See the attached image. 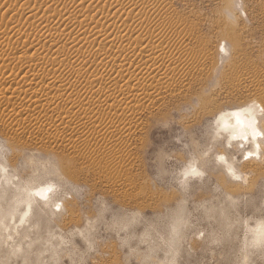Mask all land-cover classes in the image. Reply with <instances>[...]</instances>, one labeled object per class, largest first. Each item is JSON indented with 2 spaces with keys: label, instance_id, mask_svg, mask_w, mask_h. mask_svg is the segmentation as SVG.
Instances as JSON below:
<instances>
[{
  "label": "rangeland",
  "instance_id": "obj_1",
  "mask_svg": "<svg viewBox=\"0 0 264 264\" xmlns=\"http://www.w3.org/2000/svg\"><path fill=\"white\" fill-rule=\"evenodd\" d=\"M107 4L108 0H0V49L11 55L13 45L32 44L52 28L58 46L45 51L48 59L40 61L39 68L48 75L65 74L48 89L60 92L91 76L89 68L74 70L80 60L97 53L90 38L78 37L75 30L80 23L107 15ZM159 6L142 25L160 26L162 20L165 28L181 26V37L174 38L173 47L198 51L196 56L206 48L202 59L218 71L202 74L194 69L182 77L174 93H165L161 84L154 92L147 90L127 131L115 125L105 130L78 125L64 138L65 133L48 123L41 133L33 119L36 112L52 106L49 100L42 97L28 105L16 91L0 101V165L7 167V179H12L11 184L0 179V195H4L0 209L15 202L18 185L55 182L60 189L52 200L64 201L63 210L54 212L52 200L49 207L37 200L24 224L20 216L27 206L21 205L22 214L13 216L16 221L13 217L3 221V264H264V239H257L258 227L264 223V159L242 160L241 149L236 143L227 148L225 136H215L212 123L220 112L245 107L249 101L264 105V0H243L246 19L239 16L233 0H161ZM70 16L73 20L65 26ZM19 33L23 36L16 38ZM222 41L230 56L219 67ZM157 42L144 44L149 48ZM59 50L65 58L52 55ZM30 53L24 61L31 60ZM14 60H10L11 77L18 79L24 69ZM124 64L116 63L111 72L131 67ZM94 74L103 78L107 70ZM157 91L162 95L156 97ZM71 97L72 106L59 118L87 120L91 114L80 111L81 96ZM96 103L91 106L94 112L103 108ZM102 132L115 141L108 147L117 152V162L92 158L98 155L94 144ZM219 153L236 161L248 177L247 184L233 180L217 163ZM193 163L205 169L203 178H185L184 169ZM4 176L0 170V177Z\"/></svg>",
  "mask_w": 264,
  "mask_h": 264
},
{
  "label": "bare ground",
  "instance_id": "obj_2",
  "mask_svg": "<svg viewBox=\"0 0 264 264\" xmlns=\"http://www.w3.org/2000/svg\"><path fill=\"white\" fill-rule=\"evenodd\" d=\"M160 1L161 0H143L142 2H137L135 0H108L107 5L109 8V13L107 15L101 16L97 19L91 18V20L85 23H80L79 26H77L78 28H76L75 30L76 34L78 35V37H85L87 35L90 38V41L94 44L97 53H91V57L87 58L86 60L79 59L80 61L75 64L74 70L76 72H80L89 68L92 70V74L91 76L84 78L78 83H73L68 87H64L60 92H51L48 89L52 86V84L61 82L65 74H57V76L52 74L48 75L40 72L39 68V66H41L40 61H45V59H48L45 51L48 48L58 46L57 41L54 38V31L52 28L48 29L47 33H45L43 36H40L32 44H25L22 46L13 45L12 47L14 48V54H6L4 52L6 50L0 49V58L5 61L4 64L2 63L3 66L0 65V101L2 102V100L6 98L10 99L11 96H8L9 93L13 94L16 91L22 94V100L24 102H27L28 105L30 102L33 103L41 100L42 97H45V100H49L52 103L51 107L41 109L36 112L35 115L33 114L34 124L38 127L41 133L47 131L46 129L48 127L46 125L48 123L50 126L52 125L51 123H53V125H56L57 129L59 128L58 130L61 134L65 133L66 135H64V138H66L65 136L69 134V131L72 130L73 126H75L76 128V126L78 125L84 127V125L91 124L94 126H99L101 130H105L115 125L117 127H120L122 130L127 131L130 121L136 114L135 106H137V104L140 102V96L146 94L147 90L152 89L153 91L154 89V91H156L159 84L164 87L165 93L168 91L171 92L173 91L172 89L175 90V88L176 90H178V88L181 87L178 85L182 77L194 72V69L198 70L202 74L206 73L204 72L206 70L208 71L207 73L215 70L214 65H209V61L206 58L202 59L205 57V53L208 51L206 50V48L203 47L202 49H200L199 55L196 56V54H198V51L197 53H195L192 49L189 48L173 47L174 38L181 35V26L179 28H175L174 26L176 24H174V26L169 25L168 28H165V23L161 25L162 20L160 21V26L150 27L151 25H148L145 27L142 25V22H144L145 18L150 17L152 14L157 12L156 9L158 7L159 9L162 7L159 6ZM169 18L166 17V19ZM72 20L73 16H70L64 20L63 24L67 26L68 23H70ZM134 23H136V25L138 24L137 26L140 25V27L134 28ZM22 36L23 34L21 35V33H19L15 37L21 38ZM145 40H151L153 42L160 40V42L154 43L153 45H151V47L148 48L149 45L144 44ZM28 52H31L30 54H32L30 56L31 60L24 61L29 55L27 54ZM52 55L56 56L57 58L66 57V53H62L60 50L54 51ZM190 57H192V59L196 57V60L188 61ZM14 59L20 61V63L22 64H20L19 67L24 69V73L19 74L20 78L18 79L11 77L13 65L11 66L12 62L10 60ZM60 61H63V58L60 59ZM118 62H125L124 66L128 63L131 67H126L123 70L111 72L110 68ZM99 69L107 70V74L105 76L106 78H98L95 76L94 72ZM61 84L63 83H60V86H62ZM37 85L41 87L38 88L36 87ZM117 85H121V89H116ZM102 88H104V92H100V89ZM261 90L262 93H264V88ZM65 94L67 96L63 98ZM74 95L81 96L82 104L80 107V111L86 112L88 110L87 114H91L89 116L87 115L89 117H86V119L88 118L87 120H84L83 117H77L75 120L70 119L69 121H65L64 119L59 118L62 113H65L66 109H68L69 106H72V102L68 98H72L71 96ZM161 95L162 92L157 91L156 97H159ZM114 100L122 102V104L115 105L112 102ZM110 101L112 103H110ZM96 102L103 104V108L100 111L94 112L91 109V106L93 104L95 105ZM250 102L252 101H249L248 103ZM16 108L13 106L12 109L16 110ZM31 111L33 112L34 110ZM26 113V111H23L21 114L26 115ZM216 114L217 113H215L214 116ZM59 125H63L62 128H60L61 126ZM9 127H13L11 122L9 123ZM260 127L264 129V118L262 116L260 118ZM213 133L215 134V136H218L215 125L213 127ZM221 134L224 135L227 140L228 134ZM114 143L115 141L107 138V136L103 132L100 133L97 136L96 142L94 144L96 145L97 150L95 153L98 155L92 156V158L94 160L103 159L109 162H117L119 159L117 152L108 147V145H112ZM235 143L236 142H233V145ZM227 157L229 159L228 155ZM230 159L229 161L232 163V165H234L239 172L243 173V170H240L237 166V163H235L236 161ZM189 165L190 166L184 169L185 173L189 172L194 166L205 171L202 166H198L195 163ZM221 165L225 169V166L223 164ZM10 177H12V175ZM14 183L16 182L14 181ZM33 187L36 186L33 185L26 188ZM17 188L18 194L14 193L18 195L15 202L11 203L9 201V204L6 205L7 207L0 209V225L4 220L6 221V219L17 215L16 213H18V209L21 205L27 206V204L24 203V201L28 199L27 194L21 191L24 188L20 187L19 185ZM12 199H14V197H12ZM0 200H4V195H0ZM37 200L39 199L32 198L33 209V206L35 205V203H37ZM21 214L18 213L19 216ZM13 219L11 220V222H13ZM17 219L15 218L14 221H16ZM261 224L262 225L258 227L259 230L257 231L258 240L264 239V223ZM251 228L255 229V227ZM174 255L176 256V254ZM175 261L177 262V260ZM175 261L173 262L175 263Z\"/></svg>",
  "mask_w": 264,
  "mask_h": 264
},
{
  "label": "clouds",
  "instance_id": "obj_3",
  "mask_svg": "<svg viewBox=\"0 0 264 264\" xmlns=\"http://www.w3.org/2000/svg\"><path fill=\"white\" fill-rule=\"evenodd\" d=\"M235 10L239 11V16L247 18V13L243 8V0H233ZM232 11L228 10L227 15L229 19L232 17ZM219 51L221 57L219 59V67L225 63V58L230 56V49L227 47L226 42H221ZM214 71H218L214 70ZM264 116V105L257 101H252L245 107L228 109L220 112L212 120V123L216 127L217 135L221 133H227V140L225 146L229 149L233 147V142H236V146L241 149L242 160L247 161L250 159L261 160L264 159V129L260 127V118ZM222 138V136H221ZM208 155V153H205ZM217 163H221L225 166L228 175L235 181H241L245 184L248 183V177L239 172L234 165L229 161L226 154L219 153L215 157ZM0 170L5 174L0 179L5 180L6 183L11 184L12 180L7 179L8 169L7 167L0 165ZM206 172L202 169H198L195 166L187 173L185 178L192 176L194 178H203ZM60 189V186L55 182H49L47 184H41L33 188H24L21 191L27 194L28 199L24 201L27 204V210L23 213L20 224L27 222V218L32 209V198H38L40 201L45 202L48 206L52 200V194ZM72 193H67V198L71 199ZM231 199V197H229ZM53 211L60 212L63 210L64 201L57 200L51 204ZM203 235V233H201ZM11 239V237H9ZM17 253L20 249L16 250ZM15 255V253H14ZM0 264H3L0 261Z\"/></svg>",
  "mask_w": 264,
  "mask_h": 264
}]
</instances>
